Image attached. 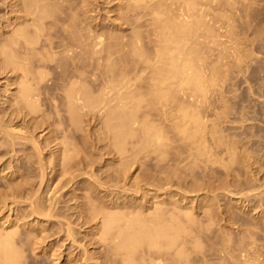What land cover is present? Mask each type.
Masks as SVG:
<instances>
[{"label":"rangeland","instance_id":"1","mask_svg":"<svg viewBox=\"0 0 264 264\" xmlns=\"http://www.w3.org/2000/svg\"><path fill=\"white\" fill-rule=\"evenodd\" d=\"M159 1L0 0V264H124L110 212L175 226L139 264H264V0ZM178 30L204 90L159 99L151 78ZM110 61L128 88L108 85ZM73 89L94 100L71 102ZM124 96L135 134L120 149L109 120ZM143 127L159 137L142 144Z\"/></svg>","mask_w":264,"mask_h":264},{"label":"bare ground","instance_id":"2","mask_svg":"<svg viewBox=\"0 0 264 264\" xmlns=\"http://www.w3.org/2000/svg\"><path fill=\"white\" fill-rule=\"evenodd\" d=\"M29 4H34L36 0H26ZM165 0H160L158 3H163ZM194 6V3H189ZM35 10V9H34ZM181 22H184V18L178 17ZM166 22L165 24H167ZM182 25V24H180ZM180 28L179 25H175ZM181 29V28H180ZM179 34L176 33L172 38L168 36L167 38V46L162 47V52L164 60L163 65L155 70L153 73L154 76L151 78V83L154 88V93H156L157 98L165 97L167 93L171 90H177L181 88L184 84L191 85L195 90L203 91L204 86L202 83V79L197 75V72L192 71V62L188 59L182 57V46L185 42L186 34L180 30ZM13 42H16V38H13ZM91 53H97L102 51V41L100 39H96L91 43ZM172 44V46H170ZM136 41L132 39L130 42L131 50H136ZM79 46L81 44H69L62 51L66 56L74 55L79 51ZM82 47V46H81ZM106 54L108 56L107 59L110 60L111 56L114 54V51L111 49L106 50ZM9 59L12 61L15 58L11 55H7ZM108 70L111 73L107 83L110 87L115 90L119 88H128L130 86L129 81L127 80L126 74H124L120 68L113 62L110 61L108 63ZM22 95L26 98L33 97V93L31 88L25 83H22ZM126 101L123 99V104L115 107L112 110V119L109 120V126L111 127L114 137L113 140L117 144V146L121 149L123 148L125 140L135 134V130L132 127V120L134 119V108L131 106H127L128 102L131 101L130 96H124ZM80 99H88L93 101L94 99L89 94L88 90H78L73 89L70 93V101H78ZM186 114V113H185ZM193 121L196 124V133L199 135L195 137V141L197 142V149L199 153H206L208 156H211V149L207 147L206 141L202 136L203 124L200 119V115L196 114L192 116ZM143 138L142 144H149L151 141L157 139L159 134L157 131H153L149 127H143ZM186 131V130H185ZM51 205H54L53 200L51 201ZM30 206L33 211H36V202L35 200H31ZM45 216H50V213H45ZM131 219L124 220V215L122 212H110L104 214L103 220V233L107 234L110 229H115L117 232L118 240L114 244V252L119 254L124 262V264H139L136 260V254L140 245L145 244L146 246H160L164 239L168 240L169 244H173L176 238V231L174 230L175 226L170 225L169 227L166 223L165 226H161L159 224H155L153 220L147 222L146 218L140 217H130ZM136 219H143L136 220ZM160 219V218H159ZM124 220V221H123ZM146 220V222H145ZM161 220V219H160ZM150 222V223H149ZM164 222L163 225H164ZM157 223V222H156ZM15 225V224H14ZM177 228V227H176ZM15 228L13 227L10 231L6 233V237L4 241L7 244L11 245L12 238L14 234ZM2 239H0L1 242ZM10 259V258H9ZM150 264H156L157 260L154 258L149 259ZM1 264H15V259L8 260L7 258L3 259Z\"/></svg>","mask_w":264,"mask_h":264}]
</instances>
